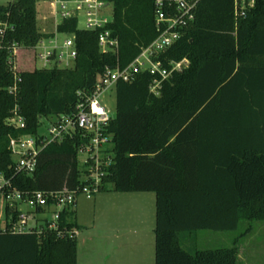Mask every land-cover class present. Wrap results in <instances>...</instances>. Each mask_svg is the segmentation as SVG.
<instances>
[{"label":"trees","instance_id":"16d2710c","mask_svg":"<svg viewBox=\"0 0 264 264\" xmlns=\"http://www.w3.org/2000/svg\"><path fill=\"white\" fill-rule=\"evenodd\" d=\"M37 2L0 4V19L13 27L6 44L33 53L19 51L12 94L8 51L0 50V175L20 192L75 191L82 184L78 134L41 150L30 176L12 167L9 140L36 136L41 119L73 112L106 69L126 67L149 45L156 36L153 0H108L116 54L100 50L98 30L63 19L55 32L72 35L77 51L68 68L31 65L32 48L54 36L38 30ZM163 58L188 64L158 95L150 93L145 72L115 85L107 127L113 164L103 171L99 192L154 193V264H236L237 240L230 248L205 250H186L182 241L199 230H235L241 221L249 232L253 221L264 220V0L238 21L233 0H200L195 20ZM15 107L23 129L7 123ZM74 215V208L64 210L59 230H77ZM76 257V236L0 232V264H77Z\"/></svg>","mask_w":264,"mask_h":264},{"label":"built area","instance_id":"2783aa9c","mask_svg":"<svg viewBox=\"0 0 264 264\" xmlns=\"http://www.w3.org/2000/svg\"><path fill=\"white\" fill-rule=\"evenodd\" d=\"M14 0H6L3 5ZM200 0H153L154 25L156 36L139 54L124 68L116 66L106 69L100 75L90 94L76 105L73 112L55 116L50 122L47 134L36 136H19L10 138L8 149L15 171L32 175L37 166V158L46 146L61 142L65 138L79 135L80 144L77 149L79 157L85 159L79 166L81 170V186L75 191L62 189L54 193L43 191L20 192L11 188L10 181L0 175V212H2L0 232L12 234L34 233L42 236L44 231H57V236H76L77 230H59L58 221L64 210H72L79 195L91 198L99 192L103 171L113 164L112 135L107 127L113 116L102 105L101 97L114 89L118 81L131 82L140 73H148L151 77L149 91L158 95L163 83L173 73L183 70L187 59L175 61L163 58L195 20V10ZM256 0H233V16L235 21L244 18L255 6ZM72 5L73 10L68 9ZM55 19L54 36L41 39L34 50L35 60L47 68L53 65L71 67L77 56L74 37L66 35L61 45L58 43L56 26L63 20L77 18V11L85 12L86 30H98V46L102 52L116 54L119 42L108 28L112 20L111 4L108 0H52ZM59 7V8H58ZM13 29L11 23L0 19V50L8 51L7 64L13 75V83L9 92L14 94L19 81L18 53L22 48L16 43H7L6 36ZM42 120V119H41ZM7 123L16 128H25L24 119L18 108L12 111ZM41 123V121H40ZM25 206L23 211L19 207ZM14 213L16 217L14 219ZM50 215V219L47 215Z\"/></svg>","mask_w":264,"mask_h":264},{"label":"rangeland","instance_id":"374dc122","mask_svg":"<svg viewBox=\"0 0 264 264\" xmlns=\"http://www.w3.org/2000/svg\"><path fill=\"white\" fill-rule=\"evenodd\" d=\"M6 0H0V4H3ZM52 0H38L36 4V20L37 28L41 33L50 34L54 33L55 30V19L53 14V7L51 6ZM59 8V7H58ZM68 9L73 10L72 5L68 6ZM78 27L80 29L85 28V12L84 10L77 11ZM67 38L64 34H57L59 45L62 44L63 40ZM20 56H26L25 50L21 48ZM31 49L29 51V58L33 57ZM31 65L35 68H40L41 63L37 60L31 62ZM102 105L110 112L112 116L115 114L116 107V96L114 89L109 90L101 97ZM55 121V116L43 118L41 120V126L39 133L46 135L47 128L50 122ZM84 157H79L82 163ZM118 195L116 192L111 190L99 192L93 195L91 198H86L79 195L76 199L74 210L79 218L83 220L94 219L95 230L107 229L108 224L106 220L109 218V210L118 207H126L124 201L117 200ZM142 195H148L149 198H145L136 202V206L143 210L145 213V227L150 226L152 222L151 214L154 210V194L151 192L142 193ZM23 211L26 209L25 206L19 207ZM2 212H0V223ZM50 219V215H47ZM155 218V217H154ZM249 223L241 221L235 230L231 231H211V230H199L195 234H189L185 236L182 241V246L186 250H205V249H218V248H230L237 240L238 244V255L236 264H264V220L253 221L251 223V230L246 232ZM103 233V232H102ZM149 241L138 246H130L127 248L117 247L115 242L105 241L104 239L97 238L94 242H87L86 245L79 243L77 247V255L79 258L84 257H100L105 255H140L146 258L152 259L154 257V236H150ZM86 234V233H85ZM84 234V235H85ZM79 231L76 232L78 238ZM76 238V239H77ZM79 242V239H78Z\"/></svg>","mask_w":264,"mask_h":264},{"label":"crops","instance_id":"0c3cea01","mask_svg":"<svg viewBox=\"0 0 264 264\" xmlns=\"http://www.w3.org/2000/svg\"><path fill=\"white\" fill-rule=\"evenodd\" d=\"M114 192V191H112ZM118 199L124 201L126 207H118L109 210V218L106 220L108 224L107 229L95 230V221L83 220L79 218L75 212L74 222L77 225V231H79L78 238L76 239L77 247L79 243L86 245L87 242L92 243L97 238L104 239L105 241L115 242L117 247L127 248L130 246L144 245L149 241L150 236H154V210L151 214L152 222L150 226L145 227V213L143 210L136 206V202L149 198L148 195H142L146 192H128L121 193L116 192ZM153 193V192H151ZM154 194V193H153ZM155 204V195H154ZM103 232V233H102ZM86 233V234H85ZM85 234V235H84ZM79 239V242H78ZM77 264H154V257L152 259L146 258L140 255H105L100 257H76Z\"/></svg>","mask_w":264,"mask_h":264}]
</instances>
